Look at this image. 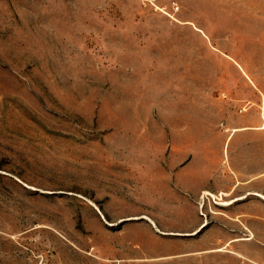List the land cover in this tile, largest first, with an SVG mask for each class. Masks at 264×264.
Wrapping results in <instances>:
<instances>
[{"label": "rangeland", "instance_id": "rangeland-1", "mask_svg": "<svg viewBox=\"0 0 264 264\" xmlns=\"http://www.w3.org/2000/svg\"><path fill=\"white\" fill-rule=\"evenodd\" d=\"M175 1L0 0V264L264 255L177 178L264 157V0Z\"/></svg>", "mask_w": 264, "mask_h": 264}, {"label": "crops", "instance_id": "crops-1", "mask_svg": "<svg viewBox=\"0 0 264 264\" xmlns=\"http://www.w3.org/2000/svg\"><path fill=\"white\" fill-rule=\"evenodd\" d=\"M248 120H238L237 126L233 129L247 127L250 123ZM230 139L231 135L227 136L226 142L228 143ZM253 147L254 145H252L254 150ZM192 164L190 161L177 172V178L183 180L184 189L213 193L222 191L231 196L227 205L236 218L231 227V232L235 234L224 244L228 241L233 247L258 244L264 250V157L262 161H255L252 154L244 161H220L215 165L206 163L204 167H199L197 187L192 184L195 177ZM220 180L228 181L230 184L219 188ZM224 244L222 246H225ZM239 260L241 261H238V264H264V255H242Z\"/></svg>", "mask_w": 264, "mask_h": 264}, {"label": "built area", "instance_id": "built-area-1", "mask_svg": "<svg viewBox=\"0 0 264 264\" xmlns=\"http://www.w3.org/2000/svg\"><path fill=\"white\" fill-rule=\"evenodd\" d=\"M145 3L153 5L155 8L161 10L163 13L167 14L171 18L177 19V13L179 12L181 5L173 0L171 5H161L158 3V0H141Z\"/></svg>", "mask_w": 264, "mask_h": 264}]
</instances>
